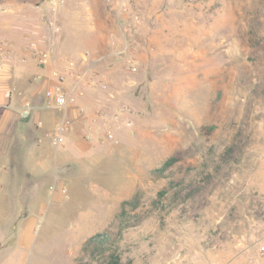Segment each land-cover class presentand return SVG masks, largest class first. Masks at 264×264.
Returning <instances> with one entry per match:
<instances>
[{"label":"rangeland","instance_id":"obj_1","mask_svg":"<svg viewBox=\"0 0 264 264\" xmlns=\"http://www.w3.org/2000/svg\"><path fill=\"white\" fill-rule=\"evenodd\" d=\"M29 58L52 66L30 73L37 92H3L14 89L21 107L7 134L0 264L88 260L84 241L136 191L143 218L118 241L123 264L264 257L255 241L264 235V0H0V78L28 70ZM56 84L76 114L54 105ZM44 108L55 110L53 128L64 126L61 140L51 134L26 161L21 134ZM67 134L86 148H70ZM173 155L180 160L164 176L151 173ZM194 182L201 189L185 197Z\"/></svg>","mask_w":264,"mask_h":264},{"label":"crops","instance_id":"obj_2","mask_svg":"<svg viewBox=\"0 0 264 264\" xmlns=\"http://www.w3.org/2000/svg\"><path fill=\"white\" fill-rule=\"evenodd\" d=\"M51 66L52 64L49 62V64H47L46 66L42 68L37 67L35 66L34 59L33 61L32 59H30V62H29L30 68L28 70H27L28 68L27 67L26 70L20 71L22 67H17L15 70V73L11 75L13 76L15 74L14 78L12 77L10 78L9 75L3 76L2 78H0V134L3 132L4 129L7 130V133H5L4 137H0V204L2 203V199L4 198V195L8 192V188L11 182L10 179L13 177L12 171L8 169L7 166L9 162V152L11 151V147L14 143L13 140L15 138L13 137L15 135L11 137V135H7V134L12 129L13 124L15 122L14 117H16L17 114H19V108L21 107V100L17 98V96L12 95L9 98L8 97L5 98L3 92L7 87L11 85L13 86V84L18 85L19 87H23L24 92H27V91L37 92V90H35L34 88V83L36 85V82L32 78L29 79V75H31L30 73L31 72H35V74L47 73L51 69L50 68ZM47 77L49 78V76ZM61 79H62L64 86L67 88L70 83L69 81L71 80L66 77L64 78L62 77ZM29 81H32V83H29ZM43 87H44V84H39L38 92H40L43 89ZM33 94L34 93H31V95ZM79 102L85 103L83 102L82 99L79 100ZM77 104H78V101H77ZM68 105H71V104H68ZM48 109H51V108H47L46 110H43V111L38 110V109L35 110L34 113L32 114L31 119L33 121H36V126L34 125L33 127H30L29 125L32 126V124L29 121L27 126L24 128V129H28L27 134H25L24 132L21 134V140L30 144V147L25 152L26 161L31 160L32 162L33 159L36 158V156L39 159L40 155L38 154V152L36 153L37 148L40 147V144H42L43 142L45 141L48 142L51 134L55 132V127L53 128V126L57 122V119L53 117V113L51 117H48L47 115ZM51 112H55V110H53L52 108ZM70 112L72 114L73 112L74 114H76V105H71ZM38 122H42L40 126L38 125ZM19 129L22 130L23 128L19 127ZM77 138L78 137H76V139ZM76 139H73L71 137V134H67L66 141H67V144L70 146V148L72 149L74 148L76 152L79 150V148H82V149L83 147L86 148L87 145L83 143L81 138L77 140ZM29 172L33 175L32 171H29ZM41 173H45V172L41 171ZM255 241L257 242V244H259L258 247L261 248L262 253L264 254V235L258 236ZM255 241H253V243H255ZM241 251L242 250H240L239 252ZM239 252H236L235 254H229L228 256L226 255L223 262H217V263L218 264H236V260L234 257ZM253 264H264V257L256 258V261Z\"/></svg>","mask_w":264,"mask_h":264},{"label":"trees","instance_id":"obj_3","mask_svg":"<svg viewBox=\"0 0 264 264\" xmlns=\"http://www.w3.org/2000/svg\"><path fill=\"white\" fill-rule=\"evenodd\" d=\"M17 1L22 2L27 0ZM212 128L208 127L207 129L211 130ZM179 160V156H169L158 167L152 169L151 173L157 177H162ZM177 185L179 183H173L172 187ZM201 185L200 182L191 183L185 192V197L199 191ZM169 189L170 187L160 189L152 204L157 203L165 197ZM140 201V193L137 191L130 198L122 200L118 212L114 215V219L108 226L102 232H97L84 241L82 252L87 255L88 260L78 259L76 264H90L91 261H98L100 259L101 264H123L122 252L118 241L124 230L137 225L142 220V214L136 211L140 205Z\"/></svg>","mask_w":264,"mask_h":264},{"label":"built area","instance_id":"obj_4","mask_svg":"<svg viewBox=\"0 0 264 264\" xmlns=\"http://www.w3.org/2000/svg\"><path fill=\"white\" fill-rule=\"evenodd\" d=\"M53 3H56L57 0H51ZM58 29V27L56 28ZM32 48L36 49V45L33 44L31 46ZM7 53L4 54L3 56L5 58L9 57V53L8 51H6ZM40 55V59L43 63H45L47 61V53L45 51H40L39 53ZM0 69H1V65H0ZM56 74V73H55ZM60 78H62L60 76ZM14 89H7L5 92V96L6 97H10L12 92ZM48 95H50L52 97L53 103L55 106L59 107V108H63L66 107L69 103H71V101H73V97L71 96V94L65 90L62 89V87L59 84L56 85H52L51 88L48 90ZM31 110V105L29 104V102L25 101L23 107L21 108V115L23 117H27L30 113ZM41 122H38V125H40ZM64 129V126L62 124L60 125H56L55 127V132H54V139H55V143L60 142L61 140V132Z\"/></svg>","mask_w":264,"mask_h":264}]
</instances>
